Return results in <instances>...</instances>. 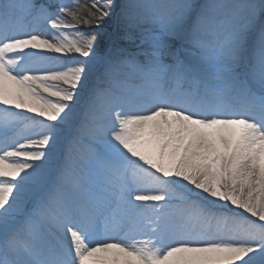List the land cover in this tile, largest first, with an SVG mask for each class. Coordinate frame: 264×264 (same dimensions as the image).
Returning <instances> with one entry per match:
<instances>
[{
    "label": "snow or ice",
    "instance_id": "6c2138e0",
    "mask_svg": "<svg viewBox=\"0 0 264 264\" xmlns=\"http://www.w3.org/2000/svg\"><path fill=\"white\" fill-rule=\"evenodd\" d=\"M0 264H264V0H0Z\"/></svg>",
    "mask_w": 264,
    "mask_h": 264
},
{
    "label": "bare ground",
    "instance_id": "6f19581e",
    "mask_svg": "<svg viewBox=\"0 0 264 264\" xmlns=\"http://www.w3.org/2000/svg\"><path fill=\"white\" fill-rule=\"evenodd\" d=\"M87 1V0H86ZM17 13V15H22ZM120 19V18H119ZM121 20V19H120ZM122 21V20H121ZM123 22V21H122ZM91 87V85H90ZM78 113H82L83 107L79 106L77 109ZM73 134V129L69 130L68 136L71 138ZM100 145L94 143L91 140H81L79 142L67 143L65 142L64 149L61 152V157L63 151H67L71 155V159L74 162L78 171H80L88 182V187L95 192L99 189L105 181V176L102 171L98 170L91 163V153L93 150H99Z\"/></svg>",
    "mask_w": 264,
    "mask_h": 264
},
{
    "label": "rangeland",
    "instance_id": "374dc122",
    "mask_svg": "<svg viewBox=\"0 0 264 264\" xmlns=\"http://www.w3.org/2000/svg\"><path fill=\"white\" fill-rule=\"evenodd\" d=\"M44 3L49 2H60V0H43ZM64 3H70V0H63ZM90 2V0H82V3ZM120 0H118V3ZM88 30V29H85ZM91 30L100 31L102 30L106 34V39L101 43L100 49L101 51H105L107 49H111L112 55H117L118 50L124 49L127 52H135L137 51L136 45L139 44L138 34L135 32L137 38L134 41H129L124 39L126 29L124 28V23L119 19V15H113L105 19L104 23L101 25L100 29H95V26ZM107 42V48L105 49L104 43ZM133 50V51H132Z\"/></svg>",
    "mask_w": 264,
    "mask_h": 264
}]
</instances>
